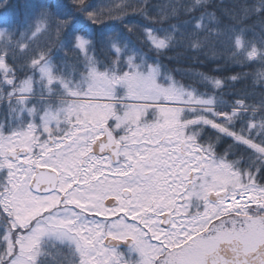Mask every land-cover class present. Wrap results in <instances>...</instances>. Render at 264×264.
<instances>
[{
  "label": "snow or ice",
  "instance_id": "1",
  "mask_svg": "<svg viewBox=\"0 0 264 264\" xmlns=\"http://www.w3.org/2000/svg\"><path fill=\"white\" fill-rule=\"evenodd\" d=\"M0 264H264V0L3 5Z\"/></svg>",
  "mask_w": 264,
  "mask_h": 264
},
{
  "label": "trees",
  "instance_id": "2",
  "mask_svg": "<svg viewBox=\"0 0 264 264\" xmlns=\"http://www.w3.org/2000/svg\"><path fill=\"white\" fill-rule=\"evenodd\" d=\"M26 0H0V11L3 10V5L7 4L9 6V11H13V12H22L23 11V5L25 4ZM65 2H68V0H65ZM90 3H92L94 6L96 7H106V6H110L112 4L115 3H120L121 0H89ZM134 2V0H133ZM153 3H160V2H164V0H152ZM234 2V0H214V3L220 4L222 3V5L224 7H229L232 5V3ZM109 23H111V21H108ZM117 24H119V22H116ZM120 27H122V25H119ZM168 55H173V53H168ZM165 63H167V61H165ZM176 65H170V67H173ZM186 66V65H184ZM260 68V65L258 63L256 64H251L249 67L243 68L241 69L240 67H234L232 69V72L228 73V74H235L241 71L244 72H248V73H252L254 71H256L257 69ZM179 79V77H177ZM247 83H251V78H249V80L247 81ZM240 85H237V87H239Z\"/></svg>",
  "mask_w": 264,
  "mask_h": 264
}]
</instances>
